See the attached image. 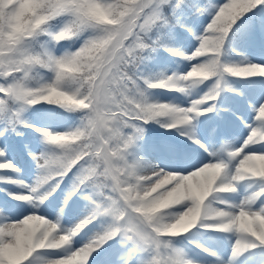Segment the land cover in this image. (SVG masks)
I'll list each match as a JSON object with an SVG mask.
<instances>
[{"label":"snow or ice","instance_id":"obj_1","mask_svg":"<svg viewBox=\"0 0 264 264\" xmlns=\"http://www.w3.org/2000/svg\"><path fill=\"white\" fill-rule=\"evenodd\" d=\"M237 48L261 62H228ZM174 58L188 70L153 78ZM250 78L264 0H0V264H199L181 246L194 230L235 238L228 260L196 244L217 264L264 253V183L225 195L264 182ZM157 89L195 98L151 102ZM55 109L79 125H40Z\"/></svg>","mask_w":264,"mask_h":264},{"label":"rangeland","instance_id":"obj_2","mask_svg":"<svg viewBox=\"0 0 264 264\" xmlns=\"http://www.w3.org/2000/svg\"><path fill=\"white\" fill-rule=\"evenodd\" d=\"M240 49L237 48L235 52L232 53L231 57L229 58L228 62L230 63H247L249 61L253 63H260L261 61L259 59H253L251 55H248L247 52L243 53V56L241 57L239 55ZM247 57V60L245 59ZM166 68L168 71L166 74L170 75L172 71H179V72H184L188 70V66L183 63L180 60H175L174 62L168 63L165 67H161L157 70V73H153V78H159L158 73L160 72H165ZM238 79V78H237ZM250 79H257L260 80L259 78H250ZM264 79V78H261ZM229 82L233 83L237 87H247L246 83H239L237 84V80L235 78H229ZM195 98L194 96L191 95H183L179 93H174V92H166L163 89H157L153 90L151 96H150V101L151 102H160V103H172L176 104L178 106L182 107H187L190 104L191 99ZM211 115V114H210ZM43 127L47 128L46 124H40ZM153 129H156L159 133L167 135L168 132L164 128H159L158 125H152L150 126ZM50 129V128H47ZM52 130L58 131V132H65L69 131V128L67 126L65 127H54ZM182 138V137H181ZM38 147H40V144L38 143ZM154 163H160L161 167H167V168H173L175 167L174 163L168 159H156L153 160ZM18 165L23 168V175L22 179L25 180L26 183L34 185L37 178L41 175L40 171L36 168L35 164H33L30 160H25L21 158L18 161ZM0 175H3V173H0ZM10 175H14L11 174ZM264 182H258V181H249V182H244L243 185L240 186V191L238 194H225L228 196V198L235 203H239L245 196L251 195L253 192L260 190L261 184ZM0 187H4V185H0ZM9 189H13L14 191L20 192V189L14 188L13 185H8ZM70 187V184H69ZM67 191V189H65ZM174 207H179V206H174ZM197 233L202 231V230H194ZM205 235H208L206 232L202 231ZM194 237L192 238L193 243L189 244L188 246H183L187 250H189L190 254L199 261V264H217V261L207 255L206 253L202 252L200 248L196 247V244H200L202 247L209 248L210 250H214L215 252L218 253L219 256H221L224 260H228L231 256V248L232 244L234 243V237H226L224 234H219V235H212L215 238L222 239V244H220V247H223L222 249H216V244L214 242H209V243H203V241L198 238L196 239V233H194ZM87 238V237H85ZM182 246V245H181ZM243 261V264H264V253H261L260 250H257V254L255 257L248 256L247 259L244 257L241 258Z\"/></svg>","mask_w":264,"mask_h":264},{"label":"trees","instance_id":"obj_3","mask_svg":"<svg viewBox=\"0 0 264 264\" xmlns=\"http://www.w3.org/2000/svg\"><path fill=\"white\" fill-rule=\"evenodd\" d=\"M44 108H52L53 106H41ZM61 110L55 109L54 111L50 112L49 114L45 115L43 119L40 121V124L43 123H49V127H54L57 126L58 124L64 125V124H69L71 125V128L74 129L79 125V120L78 119H67L66 117L68 116L67 113H64L63 115H60ZM31 131V130H29ZM42 141V140H41ZM40 141V142H41ZM43 145V141H42ZM45 149V145L42 147L41 151Z\"/></svg>","mask_w":264,"mask_h":264}]
</instances>
